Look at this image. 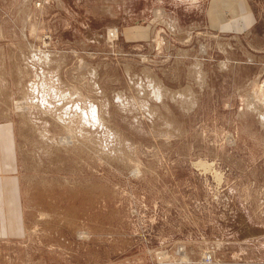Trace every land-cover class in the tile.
I'll return each mask as SVG.
<instances>
[{
  "label": "rangeland",
  "instance_id": "rangeland-1",
  "mask_svg": "<svg viewBox=\"0 0 264 264\" xmlns=\"http://www.w3.org/2000/svg\"><path fill=\"white\" fill-rule=\"evenodd\" d=\"M5 123L0 264H264V0H0Z\"/></svg>",
  "mask_w": 264,
  "mask_h": 264
},
{
  "label": "crops",
  "instance_id": "crops-1",
  "mask_svg": "<svg viewBox=\"0 0 264 264\" xmlns=\"http://www.w3.org/2000/svg\"><path fill=\"white\" fill-rule=\"evenodd\" d=\"M231 7L233 8L232 4ZM223 12L224 11H220L216 3H213L208 13L211 16L217 15L218 22H223V24H225V20L227 19L222 15ZM231 14H233V12L230 10L225 13V16L230 18ZM219 17H222L223 21L219 20ZM237 18H239V16L233 18L234 21L237 20ZM232 21L233 20L230 22L232 23ZM18 154L19 151L14 126L10 123L0 124V237H7L9 239L14 238L13 232L11 233L10 229L7 228L9 218H12L13 222L18 226V238L25 230V227H23L25 224L20 186L18 177H16L19 170Z\"/></svg>",
  "mask_w": 264,
  "mask_h": 264
},
{
  "label": "built area",
  "instance_id": "built-area-1",
  "mask_svg": "<svg viewBox=\"0 0 264 264\" xmlns=\"http://www.w3.org/2000/svg\"><path fill=\"white\" fill-rule=\"evenodd\" d=\"M197 257L201 259L204 264H208L212 261V257L203 252H198Z\"/></svg>",
  "mask_w": 264,
  "mask_h": 264
}]
</instances>
